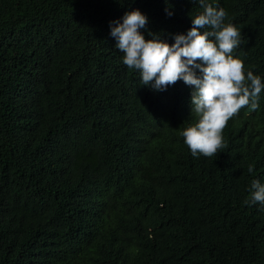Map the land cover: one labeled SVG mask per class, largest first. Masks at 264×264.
<instances>
[{
  "label": "trees",
  "instance_id": "obj_1",
  "mask_svg": "<svg viewBox=\"0 0 264 264\" xmlns=\"http://www.w3.org/2000/svg\"><path fill=\"white\" fill-rule=\"evenodd\" d=\"M208 2L240 31L245 76L264 84V0ZM135 9L145 39L169 44L203 11L0 0V264H264V207L244 203L253 179L264 184V89L217 155L194 158L180 135L197 119L193 87L142 85L110 35Z\"/></svg>",
  "mask_w": 264,
  "mask_h": 264
},
{
  "label": "clouds",
  "instance_id": "obj_2",
  "mask_svg": "<svg viewBox=\"0 0 264 264\" xmlns=\"http://www.w3.org/2000/svg\"><path fill=\"white\" fill-rule=\"evenodd\" d=\"M198 3L203 11L192 16L191 29L186 35H175L172 44L155 33L145 39L141 29L146 28L148 18L139 9L125 12L122 22L110 23V35L124 54V65L139 72L142 85L165 91L183 80L193 87L191 110L197 119L180 135L194 158L198 154L217 155L225 147L222 132L229 119L246 106L257 110L264 89L261 78L251 70L245 76L243 61L233 56L242 39L234 24L225 23L226 11L208 0ZM165 11L172 15L168 9ZM253 171L250 165L248 172ZM249 193L246 205L264 207V184L260 180L251 181Z\"/></svg>",
  "mask_w": 264,
  "mask_h": 264
}]
</instances>
